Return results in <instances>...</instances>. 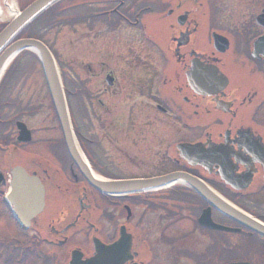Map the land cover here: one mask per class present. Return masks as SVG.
Listing matches in <instances>:
<instances>
[{
    "label": "flooded vegetation",
    "instance_id": "af4514ba",
    "mask_svg": "<svg viewBox=\"0 0 264 264\" xmlns=\"http://www.w3.org/2000/svg\"><path fill=\"white\" fill-rule=\"evenodd\" d=\"M6 1L21 10L34 0ZM172 1L174 7L165 13L162 0H96L88 7L94 9L90 17L85 18L84 11L77 13L76 22H64L81 42L91 36L85 41L89 45L77 46L60 68L78 150L92 172L106 180L191 174L239 213L264 225V57L252 59L256 40L264 37V26L256 22L264 7L255 16L243 11L264 6V0H214L219 4L205 31L210 38L213 33L228 38L229 49L223 54L216 52L213 41L210 53L198 50L203 23L193 13L196 0ZM165 33L167 44L159 45L155 36ZM235 51L254 65V72L246 70L248 78L240 83L229 80L218 95L198 96L187 80L193 61L199 58L226 73L224 56ZM23 56L0 78V206L12 170L20 166L43 182L46 210L60 198L77 210L72 215L62 204L46 222H34L37 230L31 241L44 257L39 264L52 259L47 247L53 245L64 247L63 260L68 257L66 235L91 223L83 214L95 203L111 214L105 244L116 242L122 232L131 238L125 264H264V235L221 212L192 187L178 184L124 197H105L91 189L69 156L41 66L21 60ZM253 73L256 79H251ZM202 118L216 122L198 134ZM25 136L28 141L20 142ZM197 143L205 150L215 145L218 164L192 166L179 146ZM6 146H12L8 157ZM189 156L200 159L202 151ZM114 164L124 167L121 176L110 168ZM200 220L231 231L204 228ZM93 229L96 238L99 230ZM93 239L83 247L84 258L94 255Z\"/></svg>",
    "mask_w": 264,
    "mask_h": 264
},
{
    "label": "water",
    "instance_id": "95a60500",
    "mask_svg": "<svg viewBox=\"0 0 264 264\" xmlns=\"http://www.w3.org/2000/svg\"><path fill=\"white\" fill-rule=\"evenodd\" d=\"M60 0H37L21 14L17 15L9 25L0 33V51L6 47L24 28L34 21L40 14ZM215 49L219 53H225L228 49V41L214 35ZM264 46V38L256 46ZM37 52L49 86L54 110L59 119L70 156L80 163V156L74 144L71 133L69 115L64 98L60 77L54 59L48 49L39 41L32 39L19 40L11 44L0 58V73L5 64L16 54L23 50ZM188 83L199 96L217 95L223 91L227 84V78L212 65H205L199 59L193 62L187 75ZM201 147L181 146L183 152ZM195 165L207 167L205 160L198 159ZM84 175L89 184L105 195H128L166 187L178 181H183L191 186H196L194 180L186 174L177 173L169 176L150 180H127V181H101L95 178L89 170H84ZM12 191L9 201L14 207L15 215L25 226H29L45 207V190L38 178L29 177L23 169L15 168L13 171ZM204 188H198L203 191ZM251 227V226H250ZM218 228V227H217ZM253 228V227H252ZM257 230V229H256ZM263 233L262 229H258ZM96 256L90 260L82 261V257L72 258L70 264H124L128 260L130 242L123 235L114 245L106 246L101 242H95ZM75 254V253H74Z\"/></svg>",
    "mask_w": 264,
    "mask_h": 264
},
{
    "label": "rangeland",
    "instance_id": "374dc122",
    "mask_svg": "<svg viewBox=\"0 0 264 264\" xmlns=\"http://www.w3.org/2000/svg\"><path fill=\"white\" fill-rule=\"evenodd\" d=\"M75 1H79V0H75ZM75 1H72V2L70 1V2L64 3V4H67L65 9H70V7L72 5H74ZM88 1L92 2L93 0H88ZM218 1L220 3V0H218ZM219 3L217 1L212 0L211 6H213V8L217 9V6ZM248 4H249V2H248ZM159 6L160 5H158V8H159ZM64 7H65V5L60 6V8H64ZM232 7L234 9H236L235 6H232ZM263 7L264 6H255V7L253 6L250 8L249 7L244 8L243 11L247 10L246 14L255 16L258 13H260L261 8L263 9ZM251 8H252V10H251ZM92 10H94V9L92 8L90 11H92ZM84 11L90 12V11H87L86 8H85V10H83L82 8L77 9V10H73V11L70 10V11L66 12V14H65L66 18H64V21L61 20L62 14L58 15V20H56V21H62V22L68 21L69 22V21L74 20L76 22L75 18H76L77 13L80 14V13H83ZM212 14H215L214 9H212ZM246 18H248V17H246ZM50 23H53L52 25L55 24L56 28H54V29L50 28L51 27V25H49ZM60 23L61 22H55V21L40 22L39 25L35 26V28L32 29L30 32H28V31L25 32V34H23V37L30 36V35L38 36L39 38L45 40L46 43L50 44L54 48V50L56 51L57 55L63 54L65 56L64 60L67 61L66 59L70 55L72 57L73 53H76L77 46H88L89 45L85 41L89 42V40H87V39L90 38L91 36L86 38L85 40L82 38L85 43L81 42V38L79 39V38H77L76 35H71V33L69 34L66 27L60 28V26H61ZM85 27H87V26H85ZM161 28H164V26L162 25ZM86 30H88V28ZM93 39L96 40V38H94V37H93ZM101 39H103V38H101ZM98 42H100V41H98ZM197 45H198V48L201 49L202 52L210 53V49H209L210 38H209V36L205 30L201 31L198 34ZM78 51L86 52L85 50H78ZM76 56H77V54H75V58H76ZM27 59H30L31 62H34V63L36 62L34 57H31L27 54L24 55L21 60H27ZM226 59H227V63L229 66L230 75L232 77H234L237 80V82L241 81L245 77V72L235 62L234 55L232 53H230L229 55L226 56ZM27 62H28V60H27ZM173 71H174V67L172 66L169 69V72L171 73V78L173 76ZM215 122H216V120L213 121L211 124V122L209 120H206L204 118L198 119V122H197L198 134L202 131V127L203 128L208 127L210 124L213 125ZM10 127L12 128V126H10ZM7 130H9V129H7ZM114 165L115 166H113V165L110 166V168H112L114 171L113 173L115 175L121 176L123 174L124 167H122V165L120 166L118 164H114ZM117 168H120L122 170L119 172V170ZM104 210H105L104 211L105 216H104V219L102 221L106 222L107 217L109 216V218H110L111 214L106 209H104ZM3 214H4L3 210H0V250L5 245L4 247L7 248L9 253H13L12 246L11 247L6 246V241H10L11 239H16L19 242L25 243V242H27V239H26V236L23 234V232H20L15 227V225L13 226V224L11 222L10 223L7 222V218H6L5 214L4 215ZM93 224L100 229V235L102 237H104L105 239H107L109 225L100 223L98 220H93ZM88 228H90L88 225H82L81 227H78L77 229H74L72 231L73 237L76 239L75 242L77 244H79V242H82L85 239L86 235H87V240L92 236V235H90V231ZM47 249L53 254V259H52L53 264H62L63 263V258H62L63 257V250L62 249L57 248V247H53V246L47 247ZM63 249H64V247H63ZM35 261L36 260L33 257H29L28 260L26 261V263H23V264H33ZM0 264H4L1 259H0ZM6 264H8V263H6ZM165 264H171V263L167 262Z\"/></svg>",
    "mask_w": 264,
    "mask_h": 264
}]
</instances>
